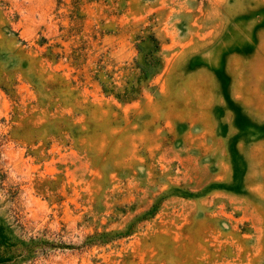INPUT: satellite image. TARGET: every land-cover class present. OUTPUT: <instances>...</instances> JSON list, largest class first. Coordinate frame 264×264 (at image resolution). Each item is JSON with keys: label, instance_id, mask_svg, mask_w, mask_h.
Returning a JSON list of instances; mask_svg holds the SVG:
<instances>
[{"label": "rangeland", "instance_id": "1", "mask_svg": "<svg viewBox=\"0 0 264 264\" xmlns=\"http://www.w3.org/2000/svg\"><path fill=\"white\" fill-rule=\"evenodd\" d=\"M0 264H264V0H0Z\"/></svg>", "mask_w": 264, "mask_h": 264}]
</instances>
